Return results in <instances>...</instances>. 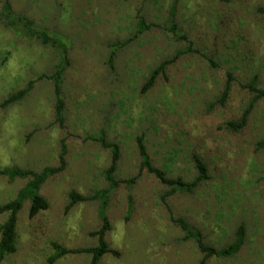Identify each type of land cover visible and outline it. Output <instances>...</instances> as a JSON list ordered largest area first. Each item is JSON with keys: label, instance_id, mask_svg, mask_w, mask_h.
Listing matches in <instances>:
<instances>
[{"label": "rangeland", "instance_id": "obj_1", "mask_svg": "<svg viewBox=\"0 0 264 264\" xmlns=\"http://www.w3.org/2000/svg\"><path fill=\"white\" fill-rule=\"evenodd\" d=\"M0 0V169L39 172L58 165L60 141L67 145L66 167L39 189L48 208L31 218L29 199L18 212L17 249L0 264H50L51 242L66 248L97 245L90 232L101 224L99 201L70 209L68 193L89 195L107 186L103 171L110 151L96 138L103 132L119 146L116 177L137 174L142 136L154 166L171 177L192 181L191 154L206 164L208 178L193 192L162 196L168 189L143 171L129 188L108 196L105 238L118 256L105 253L98 264H199L203 258L172 218L198 229L205 243L221 249L243 225L244 243L231 257L212 256L205 264H264V96L256 99L245 125L234 132L254 92L264 90V0H9L12 18L21 16L67 47L62 94L64 123L54 121L55 93L47 78L58 51L26 34L21 18L8 26ZM172 18L187 41L168 30ZM137 16L151 27L135 36ZM112 66L107 63L114 43ZM211 58L217 65L209 62ZM170 60L154 84L142 91L150 73ZM233 76L224 103L219 97L226 74ZM32 87L14 103L11 94ZM27 178L0 176V204L17 195ZM132 207H128V198ZM6 214L0 215L3 222ZM91 254L68 253L53 264H90Z\"/></svg>", "mask_w": 264, "mask_h": 264}, {"label": "trees", "instance_id": "obj_2", "mask_svg": "<svg viewBox=\"0 0 264 264\" xmlns=\"http://www.w3.org/2000/svg\"><path fill=\"white\" fill-rule=\"evenodd\" d=\"M258 11L264 16V8H258ZM174 15V10H171L170 23L167 25V30L177 39L187 41L188 45L183 49L179 50L176 56L184 53V52H193L196 51L191 47V44L188 41V38L185 34L181 33L178 29V26L172 16ZM1 16L3 21L8 25H14L17 19H20L21 24L24 26L26 30V34L36 39L39 43L43 45H48L52 47L54 50L59 53V60L54 65V69L52 73L49 75H42L39 78H47L53 82L54 85V93H55V102H54V121L63 126L64 123V111H65V102L62 94V80L64 77V71L69 65V60L67 57V47L63 44L61 40H59L56 36H52L49 32L41 29H37L33 26V23L30 20H27L21 16L14 17L9 0H3L1 7ZM20 17V18H19ZM151 27V24H147L142 16H137V31L135 36H138L143 31L147 30ZM123 45L122 43H114L111 47V52L108 57L107 63L111 67L114 53L117 47ZM209 62L216 66L217 64L211 59H208ZM170 60H165L161 62L149 75L145 83L143 84L142 91L148 90L154 84V80L158 73L163 72L165 66L169 63ZM233 81V76L230 72L226 74V80L221 91V95L219 97V102L224 103V101L228 98L230 93L231 82ZM32 83H28V85L16 91L15 93L9 95L2 103L1 106H6L8 104L14 103L16 101L21 100L25 94L32 87ZM255 80H251L247 87L254 92V95L248 104L247 108L244 110L241 119L239 121H228L226 123V127L230 130L236 132L240 130L246 123V118L249 111L252 108L254 101L260 97L264 96V90L259 89L255 85ZM96 140L99 144L110 151V163L107 168L103 171L104 179L107 183V186L103 189H99L89 195H83L75 190H71L68 193V203L65 207L66 210L73 207L75 204L81 201H91L98 200L99 201V217L101 219V224L97 230L90 232L92 236L97 237V245L86 248H75L70 249L66 248L60 243L53 241L51 242V246L53 248V253L48 258V263L53 264L61 257L67 255L68 253H89L91 254L90 264H98L100 258L105 253H111L115 256L119 255V252L109 246L105 235L108 230H110V223L108 218L104 214L107 203L109 193L116 189L121 183L127 185L129 188L133 187L137 180L139 179L141 173L146 171L154 175L155 178L159 180L160 183L165 185L168 189L164 192L162 199L164 200L166 196L172 195L177 192H193L197 185L206 180L208 178L207 167L206 164L202 161V159L195 153L191 154V159L194 163L196 169V176L192 181H185L181 177H171L167 174V172L161 168H158L153 165L151 162L149 155L147 154L145 145L143 143L142 136H138L136 139L137 150L140 157V164L137 174L134 176L118 179L116 177V169L120 156L119 146L111 141H108L105 138L104 133L102 132ZM66 151L67 145L64 139L60 141V152L58 155V165L57 166H47L41 169L39 172H35L29 169H21L18 167H6L0 169V176H5L10 180L15 178H27L28 182L17 192L15 198L0 204V215L6 214V218L3 222H0V262L9 254H13L17 249V223H18V212L21 209L23 201L25 199H29V209L28 215L33 218L38 215L40 212L45 211L48 208L47 199L39 193L40 187L43 183L51 176L63 171L66 167ZM128 207H132L131 198H128ZM172 221L176 223L184 232L186 239H193L197 244L200 252L203 254V258L200 260L199 264H205V261L212 257H231L236 254L241 246L244 243V226L241 224L237 227L235 232V237L229 245L217 249L207 243H205L203 239V235L201 232L192 226L189 222H187L183 218H172Z\"/></svg>", "mask_w": 264, "mask_h": 264}]
</instances>
